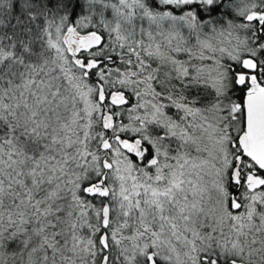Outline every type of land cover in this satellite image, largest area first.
Here are the masks:
<instances>
[{
  "label": "snow or ice",
  "instance_id": "6c2138e0",
  "mask_svg": "<svg viewBox=\"0 0 264 264\" xmlns=\"http://www.w3.org/2000/svg\"><path fill=\"white\" fill-rule=\"evenodd\" d=\"M0 264H264V0H0Z\"/></svg>",
  "mask_w": 264,
  "mask_h": 264
}]
</instances>
